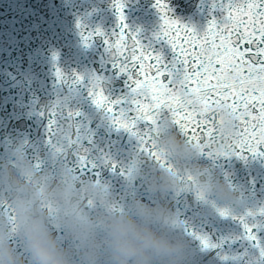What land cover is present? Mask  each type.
<instances>
[{"label": "clouds", "instance_id": "9594fccd", "mask_svg": "<svg viewBox=\"0 0 264 264\" xmlns=\"http://www.w3.org/2000/svg\"><path fill=\"white\" fill-rule=\"evenodd\" d=\"M219 115L223 143L213 147L217 153L227 150V134L236 127L230 109L221 108ZM174 127L164 120L152 137L156 151L173 167L134 164L125 177V199H118L109 183L81 178L66 164L54 170L38 168L24 141H14L0 154V199L14 212L27 257L14 253L8 218L0 210V264H194L184 219L168 206L167 198L189 192L185 172L195 178L198 196L230 201L235 194L213 169L203 171L200 146ZM137 176H142V191L133 187Z\"/></svg>", "mask_w": 264, "mask_h": 264}, {"label": "snow or ice", "instance_id": "6c2138e0", "mask_svg": "<svg viewBox=\"0 0 264 264\" xmlns=\"http://www.w3.org/2000/svg\"><path fill=\"white\" fill-rule=\"evenodd\" d=\"M112 6L118 26L122 27L104 43L112 55L113 67L119 73L128 74L134 84L132 92L138 94V98L133 101L135 107L132 110H117L115 106L120 101L110 100L105 95L98 77L90 82L87 95L112 125L127 131L137 140L138 152L149 160H155L161 167H170L156 151L152 140L164 120H170L181 136L199 145L203 151L221 140L222 132L217 128L221 108L235 113L238 123L227 134L229 150L220 151L217 155L239 156L244 149L256 153L258 147L264 145V0H226L222 5L224 22L218 26L213 20L202 34L170 18L165 0H156L155 7L161 13L162 21L158 38L165 39L172 50L170 63L165 62L160 54L145 50L135 34H126L128 25L124 23V0H113ZM77 27H81L79 21ZM94 35L103 33L97 29L95 34L89 33L83 38L87 42ZM55 75L58 81L64 80L59 68ZM82 81V76L75 75L74 83ZM67 115L72 118L80 113L68 111ZM50 116L48 131L53 139L58 132L56 108L51 110ZM140 122L149 126L141 130L138 127ZM76 128L79 133V125ZM72 142L69 139V143ZM203 154L212 156L211 151ZM79 160L82 169L89 167L85 155H80ZM36 165L41 167L39 162ZM133 165H127L126 171L121 168L120 174L125 177L131 175ZM116 167V162H111V168L115 170ZM0 206L12 212L7 201ZM217 211L221 217L230 215L227 209ZM259 213L264 215V208L259 209ZM246 215L253 216L254 213L249 210ZM232 219L239 220L246 239L255 241L259 248L260 240L253 231L256 225L246 223L245 215L232 216ZM15 229L13 223V232ZM197 239L204 248L214 247L204 237ZM15 243L18 247L21 245L18 240ZM260 250L264 257V248Z\"/></svg>", "mask_w": 264, "mask_h": 264}]
</instances>
